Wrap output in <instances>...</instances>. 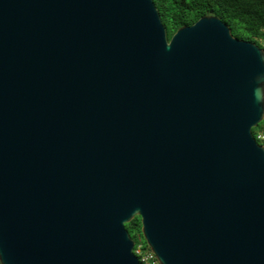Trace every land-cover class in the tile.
<instances>
[{"label": "water", "instance_id": "obj_1", "mask_svg": "<svg viewBox=\"0 0 264 264\" xmlns=\"http://www.w3.org/2000/svg\"><path fill=\"white\" fill-rule=\"evenodd\" d=\"M264 49L153 0H0V264H264Z\"/></svg>", "mask_w": 264, "mask_h": 264}, {"label": "trees", "instance_id": "obj_2", "mask_svg": "<svg viewBox=\"0 0 264 264\" xmlns=\"http://www.w3.org/2000/svg\"><path fill=\"white\" fill-rule=\"evenodd\" d=\"M170 36L181 26L204 15H214L226 22L234 36L257 44L264 40V0H153ZM264 131V119L252 129ZM139 217L125 224L130 236L139 231Z\"/></svg>", "mask_w": 264, "mask_h": 264}, {"label": "built area", "instance_id": "obj_3", "mask_svg": "<svg viewBox=\"0 0 264 264\" xmlns=\"http://www.w3.org/2000/svg\"><path fill=\"white\" fill-rule=\"evenodd\" d=\"M262 46L264 49V40L262 41ZM256 141L264 145V131H258L254 135ZM150 250V249H149ZM142 251L141 245H134L133 252L137 256L141 264H158L155 255L151 251Z\"/></svg>", "mask_w": 264, "mask_h": 264}, {"label": "rangeland", "instance_id": "obj_4", "mask_svg": "<svg viewBox=\"0 0 264 264\" xmlns=\"http://www.w3.org/2000/svg\"><path fill=\"white\" fill-rule=\"evenodd\" d=\"M257 45H261V43L257 42ZM139 220H140V217H139ZM140 226H139V229H140ZM131 238L133 239V241L136 245H138V244L141 245L142 251H148L149 250V247L147 246V244H146V242H145V240L141 234V231H140V233H139V231L132 233Z\"/></svg>", "mask_w": 264, "mask_h": 264}]
</instances>
